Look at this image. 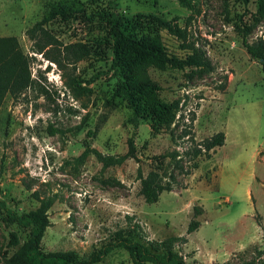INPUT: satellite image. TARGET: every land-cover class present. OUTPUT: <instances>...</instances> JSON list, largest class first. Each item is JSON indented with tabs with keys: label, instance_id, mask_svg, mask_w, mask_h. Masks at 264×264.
<instances>
[{
	"label": "rangeland",
	"instance_id": "obj_1",
	"mask_svg": "<svg viewBox=\"0 0 264 264\" xmlns=\"http://www.w3.org/2000/svg\"><path fill=\"white\" fill-rule=\"evenodd\" d=\"M113 1L126 28L158 38L165 58H147L154 87L143 98L176 101L175 121L153 129V119L144 116L133 126L127 103L114 93L119 74L109 67L106 0H0V36H15L32 78L0 101V199L22 212L38 204L33 191L53 196L39 241L43 251L86 259L129 230L144 244L184 236L174 249L187 264L250 260L254 246L264 247V70L245 52L239 31L246 24L248 41L264 39V8L258 0ZM56 5L61 11L50 16ZM38 20L60 43L82 42L86 55L57 64L32 51L25 29ZM195 54L207 64L191 63ZM68 76L85 87L78 96L65 84ZM183 128L196 141L222 130L224 140L197 155L192 168L183 153L189 140L178 137ZM129 136L135 157L103 166L92 153L79 156L85 143L122 154ZM170 150L190 172L183 174L166 156L162 166L176 181L147 203L138 192V168L145 173L154 155ZM193 217L198 226L187 233ZM10 230L27 235L0 219V260L13 250L5 245ZM90 264L132 263L115 247Z\"/></svg>",
	"mask_w": 264,
	"mask_h": 264
},
{
	"label": "trees",
	"instance_id": "obj_2",
	"mask_svg": "<svg viewBox=\"0 0 264 264\" xmlns=\"http://www.w3.org/2000/svg\"><path fill=\"white\" fill-rule=\"evenodd\" d=\"M109 15V35L111 59L109 67L119 74L114 93L125 100L130 109V120L133 126L137 125L139 117H151L156 129L159 126H167L174 119V108L176 101H150L145 99L147 94L153 89L154 83L147 77L145 64L147 58L164 59L165 54L156 36L150 34H136L122 24L121 15L114 10V1L106 0ZM258 5L264 8V0H258ZM262 9V8H261ZM112 10V11H111ZM264 11V9H262ZM61 11V6L52 8L49 15ZM249 27L243 24L240 28V41L249 57L258 61L261 69L264 70V39L258 37L253 41L247 40ZM25 34L32 41V51L40 53L46 59L60 64L61 59L66 58L69 62H75L83 58L87 50L80 41H73L62 44L56 36L47 29L41 20L35 21L25 29ZM56 50L52 52L50 49ZM135 49L137 51H135ZM191 63L207 62L197 54L190 57ZM29 56L24 53L15 36H0V101L5 93L16 95L30 85ZM74 96H78L85 89L83 85L75 84L73 77L64 80ZM190 119H193L191 115ZM190 124H188L189 126ZM186 136L189 145L184 150V154L192 160L191 167H196L194 158L199 154H208L209 150L221 145L224 140V132L218 130L209 136H205L196 141L190 130L182 129L178 137ZM127 148L122 154L101 153L97 149L90 147L87 143L79 156L92 153L103 166L120 163L128 157H135V144L131 136L126 140ZM172 158L173 167L183 174H188L190 168H185L179 159L176 150L161 152L155 157V163L145 173L138 168L137 177L139 179L138 192L142 199L147 202L157 200L159 193L163 190H170L176 179L172 172H166L163 165L165 157ZM38 200V204L27 211L16 212L5 205L0 199V219L5 225L15 224L19 229L26 230L24 239L20 238L16 230H10L5 242L6 247H12L9 255H3L0 264H90L99 260L103 255L115 247L124 248L131 257L132 264H187L182 256L174 249L177 241L185 242L186 238L181 235H168L159 240H150L144 244L133 236L131 231H118L112 236L110 242L106 243L88 255L86 259L78 258L73 251L49 250L43 251L40 248V238L45 227L48 225L47 210L52 202L53 196H39L37 191L32 192ZM193 215L199 213L197 205L192 206ZM198 220L193 217L186 225V232L194 230L198 226ZM253 255L249 259H243L241 264H264V247H253ZM227 263V261H224Z\"/></svg>",
	"mask_w": 264,
	"mask_h": 264
}]
</instances>
